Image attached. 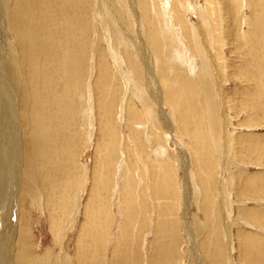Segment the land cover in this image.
<instances>
[{
	"label": "rangeland",
	"instance_id": "rangeland-1",
	"mask_svg": "<svg viewBox=\"0 0 264 264\" xmlns=\"http://www.w3.org/2000/svg\"><path fill=\"white\" fill-rule=\"evenodd\" d=\"M61 1L46 3L47 20L46 0L34 3L36 33L50 42L40 46L49 64L39 56L47 96L23 92L39 84L28 86V29L1 69L32 106L15 108V124L0 111V190L3 179L21 184L12 264H264V0ZM13 42L3 14L0 46ZM104 201L99 239L91 220ZM7 221L9 211L0 238L12 239Z\"/></svg>",
	"mask_w": 264,
	"mask_h": 264
},
{
	"label": "bare ground",
	"instance_id": "bare-ground-1",
	"mask_svg": "<svg viewBox=\"0 0 264 264\" xmlns=\"http://www.w3.org/2000/svg\"><path fill=\"white\" fill-rule=\"evenodd\" d=\"M2 1V5L0 4V16L2 15L3 16V14H8V16H9V19H10V22H11V29H12V32H13V35H14V42H13V44L14 45H11L12 46V48L11 47H8L9 45H5V43H4V45L3 46H0V47H2L1 49H0V104H1V110L0 111H2V113H6V112H10V113H12L13 114V116H12V123L13 124H15L16 123V118H15V116H14V113H16V107L17 106H19V105H21V107L22 108H25V109H31L32 110V106H31V104H30V100L27 98V97H25L24 98V100H22V97H23V95L21 96V98H20V101L19 100H17V98L19 99V96H17V93H15V86H14V90L12 89L13 88V81L15 80V77L16 76H14V74L12 73L13 71H7V70H5L6 72H3L4 71V68H5V65H6V63H8V62H10V63H12L13 64V62L14 61H16V58L17 57H15L17 54H19L21 51H22V49H23V46H25L24 45V41H26L27 39L25 38V36H24V33H25V31L24 30H26V29H28L27 31L30 33V38H31V36H32V38L30 39V41H29V46H28V48L27 49H29L30 50V53H31V61H32V65H33V67H32V71H31V73L33 74L32 76L33 77H29L28 76V86H32L33 84H35V83H37L38 81H39V84L38 85H36L37 87H38V89L37 88H32V87H26V88H24L23 89V92H28L29 94H33V92H35L38 96H41V97H43V96H47V93L46 92H41V91H43V90H46V91H48V88H49V75L48 74H43V72L45 71V69H44V67L40 64V62H39V56H42V60H43V62L42 63H44V65H47V64H49L48 63V61H47V56H49V55H47L46 56V49L47 48H41L40 46L42 45V44H44L45 45V43L44 42H46L47 44H49L48 43V36L47 35H45L44 37H40L37 33L39 32L38 31V27H37V23H36V20L38 19V18H40L41 16H37V13H35L34 12V3L36 2V0H12V2H10L9 3V6H8V8H9V11H8V13H6V7H5V5H6V3H5V0H1ZM6 1H8V0H6ZM57 1V0H56ZM61 1V0H60ZM89 1V0H88ZM87 1V2H88ZM93 1V0H92ZM91 1V2H92ZM100 1H102V0H100ZM112 1V0H111ZM145 1L146 0H138V2H139V4H140V2H144V4H145ZM50 3V0H46V2H45V4L44 5H42V7H44V11L45 12H43V9L42 10H40V11H42V17H46V20H47V17H51L52 15H50V16H48V14H49V11H50V8L49 9H47L46 10V3ZM62 2V1H61ZM90 2V1H89ZM105 2V1H104ZM130 2L132 3V5L134 6V0H130ZM37 3H38V1H37ZM76 3V2H75ZM85 3H86V1H85ZM101 3V2H100ZM164 3H166V1L164 2ZM14 4V7H13V9H11V6ZM64 6H65V1H64ZM104 4V3H103ZM113 4V3H112ZM120 4V3H119ZM40 5V4H39ZM73 5V4H72ZM99 5H101V4H99ZM137 5V4H136ZM79 6V5H78ZM41 7V6H40ZM40 7H39V9H40ZM59 7V6H58ZM63 7V6H62ZM66 7H67V5H66ZM81 7V6H80ZM130 7V6H129ZM141 7V6H140ZM169 7V6H168ZM191 7V6H190ZM37 8V7H36ZM74 8L75 7H72V9L74 10ZM78 8V7H77ZM92 8V7H91ZM110 8H112V7H110ZM116 10L118 11V12H122V7L121 6H119V5H116ZM115 8L113 7V12L115 11ZM132 8V7H131ZM134 8H135V6H134ZM139 8V7H138ZM76 9V8H75ZM79 9V8H78ZM101 9V8H100ZM127 9V8H126ZM133 9V8H132ZM36 10V9H35ZM52 10V9H51ZM69 10V9H68ZM102 10V9H101ZM166 10V9H165ZM170 10V9H169ZM53 11H55V10H53ZM103 11V10H102ZM116 11V12H117ZM124 11V10H123ZM145 11V10H144ZM65 12V11H64ZM132 12V11H131ZM54 13V12H53ZM139 13H141V10H140V12ZM147 13V12H146ZM31 14V15H30ZM52 14V13H51ZM67 14V13H66ZM134 14V13H133ZM59 15V14H58ZM61 15V14H60ZM75 15H76V13H75ZM105 15H106V13H105ZM198 15V14H197ZM199 15H201V14H199ZM63 16H64V14H63ZM69 16V15H68ZM74 16V15H73ZM77 17V16H76ZM75 17V18H76ZM116 17V16H115ZM133 17V16H132ZM141 17H143V16H140V18ZM152 19H153V17H152V15L150 16ZM59 18V17H58ZM65 17H63V19H64ZM70 18V17H69ZM74 18V19H75ZM78 18V17H77ZM170 18V17H169ZM202 18H204L203 16H202ZM70 19H72V17L70 18ZM81 19V18H80ZM133 19H134V17H133ZM137 19V18H136ZM60 20V19H59ZM68 20V19H67ZM109 20V19H108ZM131 20V19H130ZM143 20V19H142ZM38 21V20H37ZM55 21V20H54ZM61 21V20H60ZM65 21V20H64ZM63 21V22H64ZM73 21V20H72ZM81 21V20H80ZM101 21V20H100ZM122 21V20H121ZM134 21V20H133ZM43 22V21H42ZM48 22H49V20H48ZM142 22V21H141ZM140 22V23H141ZM201 22V21H200ZM58 23V22H57ZM72 23V22H71ZM80 23V22H79ZM78 23V24H79ZM103 23V22H102ZM125 23V22H124ZM143 23H144V21H143ZM168 23V22H167ZM42 24V23H41ZM46 24V23H45ZM55 24H56V22H55ZM59 24V23H58ZM57 24V25H58ZM74 24V23H73ZM83 24V23H82ZM127 24H128V22H127ZM135 24V23H134ZM133 24V25H134ZM201 24V23H200ZM43 25V24H42ZM139 25V27H141V25L142 24H138ZM157 25V24H156ZM171 25V24H170ZM174 25V24H173ZM67 26H68V24H67ZM78 26H81V25H78ZM118 26V25H117ZM143 26V25H142ZM146 25H144V27H145ZM55 27V26H54ZM53 27V28H54ZM144 27H143V29H144ZM164 27H166V26H164ZM47 28V27H46ZM60 28H62V26L60 27ZM59 27L57 28V29H60ZM65 28H66V26H65ZM68 28L70 29V27L68 26ZM125 28V27H124ZM157 28V27H156ZM206 28V27H205ZM44 29V28H43ZM55 29V28H54ZM56 29V30H57ZM63 29V28H62ZM76 29V28H75ZM148 29V28H147ZM167 29V28H166ZM50 30H52V29H50ZM68 30V29H67ZM163 30V29H162ZM175 28H174V31H172V32H174V33H172L173 34V36H174V34H177L176 32H175ZM22 31H23V33H22ZM36 31H38L37 33H36ZM78 31V30H77ZM76 31V32H77ZM81 31H82V29H81ZM144 31V30H143ZM195 31H196V29H195ZM198 31V30H197ZM28 32H27V36H28ZM42 32V31H41ZM47 32V31H46ZM63 32H64V30H63ZM74 32H75V30H74ZM154 32V31H153ZM162 32V35L164 34V32L163 31H161ZM49 33V32H48ZM55 33V32H54ZM79 33V32H78ZM148 33V32H147ZM41 34V33H40ZM65 34V33H64ZM67 34V33H66ZM80 34V33H79ZM143 34V33H142ZM179 34V33H178ZM177 34V35H178ZM194 34V33H193ZM197 34V33H196ZM145 35V34H144ZM199 35V34H198ZM201 35L202 34H200V37H201ZM205 35V34H204ZM67 36H68V34H67ZM89 36V35H88ZM129 36V35H128ZM155 36H156V34H155ZM176 36V35H175ZM174 36V38H173V42H174V39L176 40V38H177V36L175 37ZM53 37V36H52ZM63 37H64V35H63ZM125 37V36H124ZM165 37V36H164ZM169 37L171 38V35H169ZM200 37H199V39H200ZM233 37V36H232ZM238 37V36H237ZM58 38H60V37H58ZM111 38V37H110ZM144 38V37H143ZM147 38V37H146ZM151 38V37H150ZM170 38H167L168 40L170 39ZM179 38V37H178ZM3 39V38H2ZM62 39V38H61ZM77 39V38H76ZM113 39V38H112ZM129 39V38H128ZM148 39V38H147ZM153 39V38H152ZM159 39V38H158ZM231 39V38H230ZM54 41H55V39H53ZM57 40V39H56ZM150 40V39H149ZM193 40V39H192ZM2 41H5L4 39L2 40ZM73 41V40H72ZM71 41V42H72ZM81 41V40H80ZM128 41V40H127ZM145 41V40H144ZM6 42V41H5ZM161 42V41H160ZM172 42V43H173ZM187 42V41H186ZM185 42V43H186ZM199 42V41H198ZM208 42H209V40H208ZM234 42V41H233ZM3 43V42H2ZM52 43V42H51ZM73 43V42H72ZM77 43V42H76ZM147 43V42H146ZM146 43H144V44H146ZM153 43H156V42H153ZM200 43H201V41H200ZM57 44V43H56ZM114 44V43H113ZM159 44V43H158ZM157 44V45H158ZM165 44V43H164ZM181 44V43H180ZM210 44H212V43H210ZM44 45H42V46H44ZM55 45V44H54ZM53 45V46H54ZM61 45V44H60ZM147 45V44H146ZM148 45H149V43H148ZM147 45V46H148ZM161 45V44H160ZM163 45V44H162ZM161 45V46H162ZM201 46H202V44H200ZM199 45V46H200ZM47 46V45H46ZM56 46V45H55ZM71 46V45H70ZM160 46V47H161ZM164 46V45H163ZM162 46V47H163ZM185 46V45H184ZM183 46V47H184ZM210 46V45H209ZM234 46V45H233ZM38 47H40L41 49L40 50H38ZM48 47V46H47ZM52 47V46H51ZM68 47V46H67ZM186 47V46H185ZM71 48V47H70ZM81 48V47H80ZM133 48V47H132ZM148 48H149V46H148ZM152 48V47H151ZM187 48V47H186ZM197 48V47H196ZM201 48V47H200ZM48 49H49V47H48ZM47 49V50H48ZM145 49V48H144ZM164 49V48H163ZM174 49V48H173ZM188 49V48H187ZM201 49H204L203 47L201 48ZM200 49V50H201ZM207 49V48H206ZM239 49H241V48H239ZM17 50V53H16V55H15V51ZM58 50V49H57ZM68 50V49H67ZM132 50V49H131ZM139 50V49H138ZM205 50V49H204ZM52 51V50H51ZM55 51H56V49H55ZM55 51H53V53L55 52ZM60 51H62V50H60ZM133 51V50H132ZM25 52H26V49H25V47H24V51H23V53L20 55V56H22L23 54L25 55ZM57 52V51H56ZM144 52V51H143ZM142 52V53H143ZM205 52V51H204ZM236 52V51H235ZM27 53V52H26ZM51 53V52H50ZM146 53V52H145ZM203 53V52H202ZM202 53L200 52V54L202 55ZM254 53V52H253ZM56 54V53H55ZM144 54V53H143ZM205 54V53H204ZM255 54V53H254ZM254 54H252L253 55V57H254ZM51 55V54H50ZM198 55V54H197ZM206 55V54H205ZM256 55V54H255ZM19 56V57H20ZM59 56V55H58ZM243 56V55H242ZM55 57V56H54ZM80 57V56H79ZM148 57V56H147ZM204 58V55L203 56H200L199 55V58ZM207 57V56H206ZM205 57V58H206ZM209 57V56H208ZM207 57V58H208ZM210 57H211V55H210ZM204 58V59H205ZM22 59L24 60L25 59V56H22ZM56 59V58H55ZM54 59V60H55ZM62 59H63V57H62ZM61 59V60H62ZM72 59V58H71ZM141 59V58H140ZM150 59V58H149ZM193 59V58H192ZM209 59V58H208ZM28 59H26V61H27ZM29 60V61H30ZM41 60V59H40ZM52 60V59H51ZM54 60H53V62H54ZM58 60V59H57ZM56 60V61H57ZM60 60V61H61ZM73 60V59H72ZM124 60V59H123ZM13 61V62H12ZM50 61V60H49ZM59 61V60H58ZM57 61V62H58ZM80 61V60H79ZM139 61V60H138ZM208 60H206V62H207ZM29 63V62H28ZM59 63V62H58ZM81 63V62H80ZM133 63V62H132ZM17 64V63H16ZM51 64V63H50ZM54 64V63H53ZM57 64V63H56ZM135 64V63H134ZM138 64H139V62H138ZM203 64H205V63H202V66H203ZM208 64V63H207ZM24 65L25 64H22V66L21 67H23L24 68ZM55 65V64H54ZM60 65V64H59ZM136 65V64H135ZM134 65V66H135ZM27 66V65H26ZM57 66V65H56ZM55 66V67H56ZM63 66V65H62ZM76 66H78V65H76ZM133 66V65H132ZM133 66V67H134ZM54 67V68H55ZM196 67V66H195ZM208 67H209V65H208ZM252 67V66H251ZM53 68V69H54ZM58 68H60V66L58 67ZM136 68H137V66H136ZM141 68H142V66H141ZM155 68V67H154ZM204 68H206V67H204ZM203 68V69H204ZM210 68V67H209ZM253 68V67H252ZM1 69H3V71L1 70ZM61 69V68H60ZM74 69V68H73ZM79 69V68H78ZM133 69V68H132ZM139 69V68H138ZM156 69V68H155ZM15 70V69H14ZM23 70V69H22ZM47 70H49L50 71V68H48V69H46V71ZM56 71H58L57 69H55ZM54 70V71H55ZM81 70V69H80ZM142 70V69H141ZM140 70V71H141ZM202 70V69H201ZM206 69H204V71H205ZM23 72H25V71H23ZM22 72V73H23ZM30 71H28V73H29ZM81 72V71H80ZM139 72V71H138ZM212 72V71H211ZM24 74V73H23ZM56 74V73H55ZM133 74V73H132ZM151 74V73H150ZM153 74V73H152ZM207 74H211V73H207ZM57 75V74H56ZM136 75V74H135ZM26 76V75H25ZM63 76V75H62ZM99 76V75H98ZM139 76V75H138ZM17 77H20V76H18V74H17ZM59 77H60V75H59ZM102 78H103V76H101ZM26 78V77H25ZM55 78V77H54ZM60 78H62V77H60ZM66 78V77H65ZM101 78V79H102ZM69 79H70V77H69ZM100 79V80H101ZM18 80V79H17ZM58 80H60V79H58ZM127 80V79H126ZM129 80V79H128ZM137 80H138V78H137ZM148 80H150L149 78H148ZM141 81V80H140ZM61 82V81H60ZM103 82V81H102ZM19 82L17 81V84H18ZM25 83V82H24ZM42 83V84H41ZM139 83V82H138ZM16 84V85H17ZM98 84V83H97ZM18 86V85H17ZM109 86V85H108ZM136 86H138V85H136ZM143 86V85H142ZM142 86H140V87H142ZM145 86V85H144ZM149 86V85H148ZM21 87V89L23 88V85H21L20 86ZM64 87V86H63ZM139 87V86H138ZM16 88H18V87H16ZM259 88V87H258ZM257 88V89H258ZM260 89V88H259ZM93 90V89H92ZM94 90H97L96 92H97V95H98V98H99V101H101V100H104L103 98L105 97V95L103 94L104 92H105V90H104V88H100V87H98L97 89H96V87H95V89ZM114 90V89H113ZM144 90V89H143ZM152 91V90H151ZM156 91V90H155ZM17 92V91H16ZM95 92V93H96ZM136 92V91H135ZM140 92V91H139ZM107 93H109V92H107ZM114 94H116L115 92H113ZM143 93V92H142ZM151 93V92H150ZM162 93V92H161ZM66 94V93H65ZM160 94V93H159ZM19 95V94H18ZM158 95V94H157ZM17 96V97H16ZM142 96V95H141ZM147 96V95H146ZM152 96H154V95H152ZM107 98V97H106ZM142 98V97H141ZM49 99V98H48ZM148 99H150V98H148ZM181 99V98H180ZM46 100H47V98H46ZM107 100V99H106ZM175 100H177L176 99V97H175ZM19 101V102H18ZM147 101V100H146ZM176 102V101H175ZM174 102V103H175ZM113 103H114V100L112 99L111 100V102L109 103V106H108V108H109V110H110V108L112 107V105H113ZM155 103V102H154ZM158 104H160V103H158ZM161 105V104H160ZM100 108V107H99ZM39 109V108H38ZM212 113V112H211ZM27 114H29V113H27ZM163 114V113H162ZM8 115V114H7ZM17 115V114H16ZM128 115H129V113H128ZM10 116H11V114H10ZM99 116H100V114H99ZM8 118H9V115H8ZM33 118H35V117H33ZM164 118H166V117H164ZM0 119H1V117H0ZM6 119V118H5ZM11 119V118H10ZM194 119V118H193ZM37 120V119H36ZM181 120V119H180ZM179 120V121H180ZM195 120V119H194ZM18 121V120H17ZM22 121V120H21ZM35 121V120H34ZM33 121V122H34ZM103 121H104V117H103V119H102V123H103ZM2 122H4V121H2ZM10 122V121H9ZM42 122V121H41ZM41 122H40V124H41ZM154 122V121H153ZM195 122V121H194ZM180 123H182V122H180ZM179 123V124H180ZM184 123H186V122H184ZM32 124H34V123H32ZM163 124V123H162ZM183 124V123H182ZM11 125V124H10ZM35 125H37V124H35ZM39 125V124H38ZM166 125V124H165ZM46 126H47V124H46ZM5 128H6V126H4ZM105 127H107V126H105ZM182 127V126H181ZM0 130H2L3 129V127H2V123H1V126H0ZM8 128V127H7ZM164 128H165V126H164ZM180 128V127H179ZM227 129V128H226ZM10 131H11V128L9 129ZM8 130V131H9ZM12 130H14V129H12ZM41 130V129H40ZM228 130V129H227ZM4 131H5V129H4ZM183 131V130H182ZM218 131V130H217ZM2 133H3V131H1ZM18 132V131H17ZM1 133V134H2ZM8 133V132H7ZM11 133V132H10ZM10 133H8V134H10ZM170 133V132H169ZM227 133H228V131H227ZM0 134V136H3V135H1ZM104 134V133H103ZM220 134V133H219ZM223 134V133H222ZM39 135V134H38ZM37 136V135H36ZM6 137V136H5ZM7 138V137H6ZM9 138V137H8ZM227 139V138H226ZM39 140H41V139H39ZM223 140V139H222ZM5 141V140H4ZM224 141V140H223ZM15 142V141H14ZM112 142V141H111ZM17 144H19V143H17ZM114 144V143H113ZM5 145V144H4ZM20 145V144H19ZM39 145V144H38ZM109 144H107V146H108ZM6 147V146H5ZM15 147V150L18 148V146H17V148H16V146H14ZM1 148V147H0ZM111 148V147H110ZM135 148V147H134ZM32 149H33V147H32ZM38 149H42L41 147H39ZM38 149L36 150V154H38ZM14 150V149H13ZM22 150H23V148H22ZM111 150V149H110ZM11 152V151H10ZM9 152V153H10ZM25 152H26V150H25ZM6 153V152H5ZM8 153V152H7ZM16 154V153H15ZM18 154V153H17ZM21 153H19V155H20ZM13 155V154H12ZM16 158V157H15ZM27 158V157H26ZM3 159V158H2ZM1 159V160H2ZM7 160V159H6ZM16 160V159H15ZM3 161H4V159H3ZM122 161V160H121ZM9 162V161H8ZM1 163V162H0ZM5 164V163H4ZM24 165V164H23ZM12 166V165H11ZM16 168H18V165L17 166H15L13 169H12V171L14 172V173H16ZM187 168V167H186ZM186 170H188V169H186ZM36 171H38V170H35V171H32L31 170V172L32 173H36ZM188 172H190V171H188ZM186 173H187V171H186ZM39 175V174H38ZM14 177V176H13ZM32 176H28V184H29V180H33L32 178H31ZM21 178H22V176H21ZM46 179H49V178H46ZM35 180V179H34ZM50 180V179H49ZM3 181V185H2V188H1V190H0V216H1V214H4V215H6L7 214V211H9V213H10V222H8L7 221V223H6V227H7V229H8V231H9V234L12 236V239L11 238H9V237H7L6 236V238H0V245H2V247L0 246V263H3V264H12V262H13V260H15V238H16V235H15V233L13 232V230H12V227L13 226H16V224L14 223V218H15V215L13 214V212H11V211H14V209H12V201L13 200H11V199H14L15 198V196H16V198H17V196H18V198H20L19 197V195H18V192H19V189H20V186H21V184H20V179H18L16 176H15V182L12 184V186H10L9 187V185H5L4 186V183H6V181L3 179L2 180ZM49 182V181H48ZM9 183L11 184L12 183V181L10 182L9 181ZM16 184H17V186H16ZM25 187H28V185H25ZM102 190V189H101ZM27 192V191H26ZM30 194V193H29ZM100 196H101V194H100ZM103 197V196H102ZM103 198H105V197H103ZM126 198V197H125ZM73 200V199H72ZM96 200H97V198H96ZM100 200V199H99ZM127 200H129V199H127ZM105 204V201H104V203L103 202H101V206L103 207L102 208V210L100 211V212H98V211H96V212H94L95 213V215H94V217L92 218V220H91V218H90V220H91V223L92 222H96L95 224V226H93V224H92V226L94 227V230H95V232L97 231L98 232V237H99V239L101 238V239H104L103 237V235L104 234H106V232L104 233V229L106 228V221H104V219H103V216L106 214V204ZM104 205V206H103ZM100 206V207H101ZM222 208V207H221ZM64 213V212H63ZM21 215V214H20ZM5 218V217H4ZM189 218V217H188ZM72 220V219H71ZM5 222V221H4ZM70 222V221H69ZM90 222V221H89ZM67 223V222H66ZM71 223H73V220L71 221ZM68 224V223H67ZM71 226H73V225H71ZM1 227V226H0ZM4 227V226H3ZM2 228V227H1ZM71 229V228H70ZM68 230V229H67ZM18 233V232H17ZM65 233H66V231H65ZM106 236V235H105ZM97 237V238H98ZM79 238V237H78ZM85 238H86V236H85ZM63 239V238H62ZM83 238H81V240H82ZM22 240V239H21ZM84 240V239H83ZM88 240V239H87ZM86 240V241H87ZM100 241H103V240H100ZM97 242V241H96ZM110 242V241H109ZM193 242V241H192ZM101 243V242H100ZM103 243H105V242H103ZM64 244V243H63ZM78 245V244H77ZM104 245V244H103ZM103 245H101V246H103ZM106 246V245H105ZM12 248V249H11ZM106 248V247H105ZM1 249H3V251H1ZM87 249V248H86ZM103 249V248H102ZM20 250V249H19ZM18 250V251H19ZM87 251V250H86ZM102 251V250H101ZM100 253V252H99ZM25 255V254H24ZM65 255V254H64ZM63 256V255H62ZM80 256V255H79ZM86 257H87V254L85 255ZM84 256V257H85ZM81 257V256H80ZM86 257L84 258L85 260H86ZM89 257V256H88ZM91 258H93V257H91ZM83 259V260H84ZM69 260V259H68ZM67 260V261H68ZM93 260V259H92ZM88 262V261H87ZM118 262V261H117ZM69 263V262H68ZM72 263V262H71ZM90 263H93L92 261L90 262ZM17 264V263H16ZM19 264H23V263H21V262H19Z\"/></svg>",
	"mask_w": 264,
	"mask_h": 264
}]
</instances>
